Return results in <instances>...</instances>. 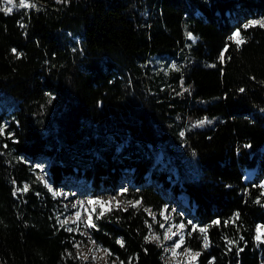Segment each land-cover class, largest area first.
Here are the masks:
<instances>
[{"label":"trees","instance_id":"16d2710c","mask_svg":"<svg viewBox=\"0 0 264 264\" xmlns=\"http://www.w3.org/2000/svg\"><path fill=\"white\" fill-rule=\"evenodd\" d=\"M254 18L264 19V0H34L0 10V126L10 135H0V264L82 263L69 252L72 236H84L63 223L68 211L37 176L40 159L56 190L82 178L94 193L115 192L131 178L122 194L141 208L110 210L93 230L122 262L166 264L147 209L160 215L184 195L198 264H262L264 28L245 27ZM237 31L242 44L230 39ZM154 58L179 67L154 77Z\"/></svg>","mask_w":264,"mask_h":264},{"label":"rangeland","instance_id":"374dc122","mask_svg":"<svg viewBox=\"0 0 264 264\" xmlns=\"http://www.w3.org/2000/svg\"><path fill=\"white\" fill-rule=\"evenodd\" d=\"M25 2L29 7L20 6L19 0H13L12 4L6 3V0H0V10L5 11L7 8H12L11 13H13L22 8L30 9L34 5V0H25ZM252 20L264 19L254 18ZM189 38L194 42L197 40L194 35H190ZM151 63V75H155L154 77L159 75H164L166 77L170 71L179 67L178 61H168L163 58H154ZM160 81H163V78L160 79ZM200 121H204V123L200 124ZM210 123L211 121L209 119H198L192 122L193 126L201 128ZM2 127L4 130L0 135L9 137L10 135L7 134L8 125L3 123ZM196 165H198V163L194 162L191 166L194 167ZM34 168L43 184L54 194H58L62 197V204L68 211L66 217L63 219V223L66 221L65 224L68 226V230L71 229L74 233L84 236V238L72 236L74 250L69 252V256L75 260L80 259L82 263L80 262L79 264H129L122 262L118 256L107 254L104 251L106 248L96 241L93 230L96 228L97 219L110 210L117 208L123 210L135 208L138 210L141 208L140 203H136L138 201L128 199L122 194L128 187L131 178H129L130 180L128 181L125 179L124 186H122L124 188L120 189L117 187L115 192L101 191L94 193L90 185L83 181L82 178H76L70 181L65 189L56 190L51 183L49 163L47 160L40 159L36 162ZM262 185L264 188V181ZM171 200L173 202L169 206H166L160 215L147 209L148 214L152 218L151 221H149V240L157 243L163 249V256L166 264H198V256L193 258L191 255V253H195L196 251L188 246L186 239L187 225L190 223L193 225V228L197 227V224L193 222L191 217L193 214L192 208L189 206L184 195L179 199L171 197ZM77 213H79V217H77ZM178 216L185 217L187 221H177ZM90 225L95 226L92 227ZM260 227L261 231L259 233L257 232V235L261 236V240L256 239L259 243L264 240V225H260ZM166 237H171V239ZM181 239L183 242L180 247L176 248V243L181 241ZM93 241L95 243H93ZM106 250L108 253H111L108 249ZM174 252L175 255L173 254ZM262 264H264V262H262Z\"/></svg>","mask_w":264,"mask_h":264},{"label":"snow or ice","instance_id":"6c2138e0","mask_svg":"<svg viewBox=\"0 0 264 264\" xmlns=\"http://www.w3.org/2000/svg\"><path fill=\"white\" fill-rule=\"evenodd\" d=\"M6 3L12 4V3H13V0H6ZM19 5L22 6V7H29V5L26 4L25 0H19ZM5 11L8 12V13H11V12H12V8H7V9H5ZM256 25H259L260 27L264 28V20H250V21L248 22V24L245 25V27H252V26H256ZM23 26H24V25L22 24L21 27H23ZM230 39H233L237 44H242V43H244V40L241 38V36H240V32H239V31L235 32V33L233 34V36L230 37ZM225 50H226V49H225ZM12 51H13V53L16 52L15 49H13ZM220 58H221V60H223V58H224V54H223V52L221 53ZM173 67H175V66H173ZM240 91L243 92L244 89H240ZM199 123H200V124H203L204 121H200ZM3 130H4L3 127L0 126V134L3 133ZM18 191H20V190H18ZM22 191H27V185H25V187H24V189H22ZM136 203H139V202H136ZM237 215H238V214H237ZM77 217H79V213H77ZM65 223H66V221H65ZM216 223H219V221H216ZM90 226L94 227L95 225H90ZM69 230L71 231V229H69ZM200 231L203 233V232L205 231V229L202 228V229H200ZM260 231H261V227L258 226V228H257V232L259 233ZM166 238L171 239V237H166ZM146 239H148V237H146ZM157 239H158V237H157ZM256 239H257V240H261V236H260V235H257ZM182 242H183V241H182V239H181V241H178V242L176 243L175 247H176V248L180 247V245H181ZM261 242H264V240H262ZM93 243H95V242L93 241ZM118 243H121V246H123V242H122V241H118ZM205 246H207V240H206V239H205ZM104 251H105L107 254L111 255V253H108L106 249H105ZM186 251H190V250H186ZM173 254L175 255V252H174ZM191 255H192L193 258H194V257L199 256L200 253H199V252H195V253H191Z\"/></svg>","mask_w":264,"mask_h":264}]
</instances>
